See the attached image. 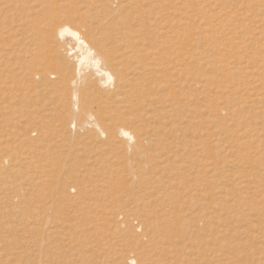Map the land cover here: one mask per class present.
I'll use <instances>...</instances> for the list:
<instances>
[{"label":"rangeland","instance_id":"374dc122","mask_svg":"<svg viewBox=\"0 0 264 264\" xmlns=\"http://www.w3.org/2000/svg\"><path fill=\"white\" fill-rule=\"evenodd\" d=\"M64 25L125 73L105 134ZM0 264H264V0H0Z\"/></svg>","mask_w":264,"mask_h":264},{"label":"bare ground","instance_id":"6f19581e","mask_svg":"<svg viewBox=\"0 0 264 264\" xmlns=\"http://www.w3.org/2000/svg\"><path fill=\"white\" fill-rule=\"evenodd\" d=\"M209 18L210 17L206 15V24H210ZM108 25L112 29L109 37L112 39L113 43L119 41L121 42V46L124 49H127V51L136 52L135 50L138 40L137 36L134 35L135 30H132V35L128 31H123L122 28L116 33V24L109 23ZM57 34L62 39L65 36H70L74 42V45L70 46L67 50L68 56H73L76 61L73 72L74 75L65 82L66 87L69 90L72 109L75 113H84L87 116L89 121H87L85 125L92 126L101 134H105L101 124L95 120L94 113L85 110V104L87 102L88 104L91 103V97L97 92L102 93L101 88H105L106 86H111L108 92V95L111 98L118 99L121 97L125 93V73L114 63L113 51L111 48H104V45L102 44L96 46L89 39L84 37L80 31L71 28L68 25L61 26L58 29ZM127 51L125 50L121 53L122 56H127ZM57 68L61 70L63 69V65L59 64ZM90 77H94V80L95 78L96 80L94 81ZM63 81L62 78V81L58 84L60 90L63 87ZM81 85H83V88H81ZM119 134L128 137L131 140L133 139V135L127 128H119ZM132 262H136L135 259H133Z\"/></svg>","mask_w":264,"mask_h":264}]
</instances>
